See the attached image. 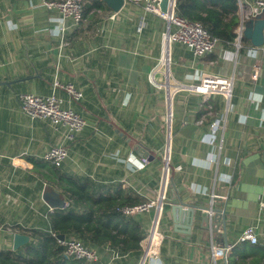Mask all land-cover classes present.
Segmentation results:
<instances>
[{
  "label": "crops",
  "instance_id": "crops-1",
  "mask_svg": "<svg viewBox=\"0 0 264 264\" xmlns=\"http://www.w3.org/2000/svg\"><path fill=\"white\" fill-rule=\"evenodd\" d=\"M250 2L233 0L222 16L237 23L234 40L195 58L164 42L167 23L140 5L123 2L114 12L105 0H85L74 25L42 0H0V252L22 248L13 250L15 234L31 242L32 232L47 233L54 209L46 200L62 198V182L50 175L55 168L42 159L61 134L47 120H30L17 100L49 95L58 81L82 92L81 102L65 107L89 124L67 145L60 178L88 182L94 196L124 206L163 196L161 208L127 217L141 230V251L100 244L92 248L99 264H264V43L255 48L242 35L238 47L236 40L249 21L240 7ZM205 77L232 80L230 100L195 93ZM215 120L222 129L213 135ZM176 195L221 210L224 220L201 229L202 213L172 216ZM249 227L255 245L238 242ZM154 229L160 243L151 255L145 240ZM212 246L230 249L214 258Z\"/></svg>",
  "mask_w": 264,
  "mask_h": 264
},
{
  "label": "built area",
  "instance_id": "built-area-1",
  "mask_svg": "<svg viewBox=\"0 0 264 264\" xmlns=\"http://www.w3.org/2000/svg\"><path fill=\"white\" fill-rule=\"evenodd\" d=\"M85 0H42V6L49 11H57L62 21H70L78 25L82 19L83 6ZM136 5H140L144 12L153 14L165 21L168 25L167 32L163 35L164 42H173L186 47L195 58H203L210 55L220 43L219 40L211 37L203 25L196 21H189L176 15V0H167L166 12L160 9L161 0H123ZM245 19H254L258 15L264 16V0H251L247 6L240 7ZM171 28L173 30H171ZM140 30V29H138ZM243 26L237 30V46L242 36ZM62 38V31H61ZM164 62V59H162ZM195 93L202 96L221 94L228 102L232 95V80L203 78L200 83L191 88ZM62 91L67 99L61 98L58 94ZM83 99L82 92L72 84H61L54 81L52 91L49 95L38 96L31 94H19L17 100L21 111L32 121L47 120L51 128L61 134V143L52 146L42 156V159L55 169L61 168L64 161L68 158L67 145L73 143L88 126V121L81 115L65 107V104L79 103ZM219 121H213L209 126L211 134L221 130ZM168 162V159L166 160ZM166 171V170H165ZM167 172V171H166ZM214 197V196H213ZM161 200H152L133 206H123L117 211L125 216L131 217L137 214L148 213L151 208L162 207ZM260 212L264 211V200L258 204ZM158 232L154 229L145 240L148 244L147 253L154 255V251L160 243ZM156 242L153 243V239ZM238 242H249L257 244L258 238L254 227L246 228L239 236ZM63 246V256L69 260L80 261L84 264H99L100 258L96 250L86 247L80 240L70 238L60 243ZM230 248L225 250L211 247L214 258H225Z\"/></svg>",
  "mask_w": 264,
  "mask_h": 264
},
{
  "label": "trees",
  "instance_id": "trees-1",
  "mask_svg": "<svg viewBox=\"0 0 264 264\" xmlns=\"http://www.w3.org/2000/svg\"><path fill=\"white\" fill-rule=\"evenodd\" d=\"M233 9V0H176L175 3L177 16L200 22L211 37L223 42H232L235 38L233 30L237 23L222 22L223 14ZM50 175L62 182V198L55 196L56 201L66 199L68 207L53 210L47 233L34 231L30 234L31 242L20 250L0 252V264H84L63 256V246L56 239L58 235H63L65 240L79 239L91 249L109 243L111 248H121L123 253L141 251L143 236L138 224L117 211L124 205L111 197L94 196L88 182L60 178L56 169Z\"/></svg>",
  "mask_w": 264,
  "mask_h": 264
},
{
  "label": "water",
  "instance_id": "water-1",
  "mask_svg": "<svg viewBox=\"0 0 264 264\" xmlns=\"http://www.w3.org/2000/svg\"><path fill=\"white\" fill-rule=\"evenodd\" d=\"M105 3L111 10L117 12L122 7L123 0H105ZM166 5L167 0H161L160 9L162 13L166 12ZM242 35L243 38L248 40L253 47H261L264 43V16L258 15L254 19H251L246 24H244ZM140 148L144 151L143 147L140 146ZM163 165L166 171L170 170L172 172L173 168L168 164V162L163 160ZM46 203L51 209H63L65 207L64 201H56L52 198H48L46 200ZM169 207L172 216H174L176 212H179V214H185L189 218H193L196 212L202 213L200 214L201 229H204L205 226H208L210 223L212 224L219 222L220 220H224V214L221 210L215 209L213 207H202L193 204L183 203L178 195L173 198V202L170 204ZM209 213L214 214L215 218L210 220ZM186 230H188V228ZM56 239L59 243H61L64 241V236L58 235ZM28 242V236L21 234L13 235V250L15 251L20 247L25 246L26 244H28Z\"/></svg>",
  "mask_w": 264,
  "mask_h": 264
},
{
  "label": "bare ground",
  "instance_id": "bare-ground-1",
  "mask_svg": "<svg viewBox=\"0 0 264 264\" xmlns=\"http://www.w3.org/2000/svg\"><path fill=\"white\" fill-rule=\"evenodd\" d=\"M153 241H155V242H156V238H154V239H153Z\"/></svg>",
  "mask_w": 264,
  "mask_h": 264
}]
</instances>
